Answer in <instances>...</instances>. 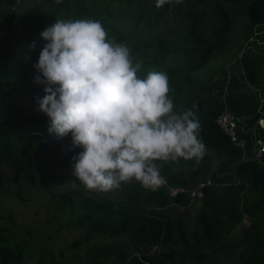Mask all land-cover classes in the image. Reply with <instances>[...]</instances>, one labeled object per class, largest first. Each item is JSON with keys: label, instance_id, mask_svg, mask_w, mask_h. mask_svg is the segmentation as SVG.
<instances>
[{"label": "trees", "instance_id": "trees-1", "mask_svg": "<svg viewBox=\"0 0 264 264\" xmlns=\"http://www.w3.org/2000/svg\"><path fill=\"white\" fill-rule=\"evenodd\" d=\"M118 1L61 0L58 4L36 0L32 10L19 14L12 9L14 0H0V264H24L31 253L40 256L37 264H75L76 260V264H106L111 257L114 264H264V156L263 165L243 158L246 147L237 146L217 123L227 108L208 86L216 72L204 82L197 72L216 52L236 48L243 52L236 63L241 64L249 83L264 81L261 58L244 52L255 29L264 25V0H182L160 8L155 7V0H124L117 5ZM123 6L136 17L139 34L124 33L113 24ZM15 13L16 23H11ZM81 17L100 20L111 37L131 45L135 57L144 60L145 70L167 72L176 109L192 108L196 113L206 153L198 163L194 159L157 161L167 186L151 191L133 180L116 189L119 194L114 197L109 196L110 190L85 187L59 191L76 180L71 174L72 157L82 149L72 145L70 134L63 138L50 134V119L43 112L21 109L2 97L4 87L16 85L22 70L38 58L45 43L39 33L57 18ZM33 42L35 47L30 48ZM189 68L193 70L187 72ZM228 105L234 114L243 110L237 97L231 96ZM227 157L233 161L229 182L221 181L228 174L211 170ZM199 184L204 197L192 222L173 220L151 209L148 199H140L167 197L170 186ZM8 190L18 197L37 191L43 198L45 193L48 204L55 200L50 223L79 230L70 247L58 256L71 250L78 254L59 261L41 235L33 234L26 225L20 229L15 216L6 213ZM95 233L108 237L126 234L143 244L146 252H139L140 259L129 252L126 242L122 246L95 242ZM159 240L167 243L164 251L147 250L148 242L157 245Z\"/></svg>", "mask_w": 264, "mask_h": 264}, {"label": "clouds", "instance_id": "clouds-1", "mask_svg": "<svg viewBox=\"0 0 264 264\" xmlns=\"http://www.w3.org/2000/svg\"><path fill=\"white\" fill-rule=\"evenodd\" d=\"M181 2L155 0V7ZM39 35L45 43L33 82L44 95L35 102L50 119L48 132L70 134L82 149L71 174L86 189L109 191L134 180L156 191L165 183L157 161L198 163L205 155L196 113L176 109L168 73L145 70L131 45L111 37L100 20L57 18Z\"/></svg>", "mask_w": 264, "mask_h": 264}, {"label": "rangeland", "instance_id": "rangeland-1", "mask_svg": "<svg viewBox=\"0 0 264 264\" xmlns=\"http://www.w3.org/2000/svg\"><path fill=\"white\" fill-rule=\"evenodd\" d=\"M45 1L48 0H44V2ZM124 2V0H119L117 5H122ZM124 7L125 6L117 10L114 16L113 24L124 33L135 32V34H139L141 29H139L137 32L135 31L137 30L136 17L132 13L126 11V9L124 10ZM171 19L172 16L169 17V20ZM16 20L17 15L15 13L11 15L10 22L16 23ZM164 21L165 24H168L167 19H164ZM164 27L162 29H164ZM231 50L232 52L227 49L224 54L216 52L212 55V58L204 68L199 69L198 71L196 70L201 74L200 80L204 82L208 78L209 74L216 72L217 75L215 76V79L208 86H219L218 84L221 83V80L218 77L223 75L225 72H237L238 69L237 67H235V64L238 66V68H240L239 64H237L236 62L238 57H240L243 52H239L236 48ZM37 59L38 58L35 57L33 64L37 61ZM33 64L30 68L22 70L20 75H18L19 78L17 80L16 85H8V87H4L5 92L2 93V97L5 99V101L9 103H14L17 107L21 109H38V104L35 102V97H42L44 95V92L42 90L44 86L42 84L38 85L33 82V77L38 74L37 70L33 67ZM192 70V68L186 69L187 72H190ZM217 164L218 163H214V168H212L211 170L213 172H217L218 174L225 173L227 168L223 165L217 167ZM3 168L5 171L9 172V168L6 166V164H4ZM212 171H210L209 173H212ZM162 186H167V183L165 182ZM199 186H201V184L189 187L170 186L167 197L163 195H156L153 197L147 195L140 197V199H148V203L152 205L151 209L159 210L163 212V214H166L167 216L172 218L173 220L181 218L192 222L196 218V213L198 211V203L201 202V200H199V197L193 196V193L198 189ZM73 187H84V185L81 184L78 180H72L68 181L67 184L59 188V191ZM177 189H179V191ZM42 191H46V189H42ZM8 192L10 191L8 190ZM8 192L6 194V202L8 206V208L6 209V213L10 212L15 216L17 226L21 227L20 229H22L24 225H26L30 227L31 232L32 230L34 231L33 234L39 236L41 235V240L44 241L48 247L53 249L59 261H65L68 259L71 260L76 254H78V250H71L68 253H65L63 256H58L62 249L65 248L67 250L70 247V241L74 237L79 235V230L74 228H66L65 226H60L57 223H50V219L48 218L51 216V214L55 213V200L52 203L48 204V196L44 193V197L41 198L37 194V191H31L28 195L22 194L20 197L16 196L13 193V190H11L10 193ZM108 193L109 196L114 197L115 195L119 194V191L116 189H112ZM125 235L108 237L103 235L102 233H95L94 241L100 243L116 242L119 246H122V244L126 242V248L131 254L141 256L139 252H146L142 249L143 244L135 242L131 237H125ZM35 243L41 245V241H36ZM157 245L159 246L157 250L158 252L164 251L167 247V243H164L161 240H159ZM146 246L147 250L153 252L154 247L156 245H153L148 242ZM31 254H33L37 260H33L31 258ZM31 254L26 259L27 262H25L24 264H37L38 262H40L39 255L34 253ZM76 262L77 260L75 261V264ZM62 264L68 263L64 262ZM106 264H114L113 257H111Z\"/></svg>", "mask_w": 264, "mask_h": 264}, {"label": "crops", "instance_id": "crops-1", "mask_svg": "<svg viewBox=\"0 0 264 264\" xmlns=\"http://www.w3.org/2000/svg\"><path fill=\"white\" fill-rule=\"evenodd\" d=\"M244 52L256 54L261 58L264 65V25L255 29L253 37L244 48ZM235 67L238 69L237 72H225L218 77L221 80L219 86H211V89L228 110H230L228 104L231 96L237 97L243 102V110L240 113H235V115L237 116L238 136L246 141L243 154L245 158L251 157L255 148L264 140V81H260L256 85L249 83L242 68H238L236 64ZM216 163H218L217 167L223 165L227 168L225 173H221L224 175L229 173L233 161L227 157ZM228 177L223 176L221 181L229 182L231 179L229 174Z\"/></svg>", "mask_w": 264, "mask_h": 264}, {"label": "built area", "instance_id": "built-area-1", "mask_svg": "<svg viewBox=\"0 0 264 264\" xmlns=\"http://www.w3.org/2000/svg\"><path fill=\"white\" fill-rule=\"evenodd\" d=\"M217 123L219 126L229 135L232 141L239 147L245 148L246 141L238 137L237 134V116L226 109L221 115H219ZM264 156V140L255 148L252 159L256 160L259 164L263 165ZM194 197L202 198V186L193 193ZM156 249V247H155Z\"/></svg>", "mask_w": 264, "mask_h": 264}, {"label": "water", "instance_id": "water-1", "mask_svg": "<svg viewBox=\"0 0 264 264\" xmlns=\"http://www.w3.org/2000/svg\"><path fill=\"white\" fill-rule=\"evenodd\" d=\"M35 0H14L13 9L19 14H25L35 6Z\"/></svg>", "mask_w": 264, "mask_h": 264}]
</instances>
